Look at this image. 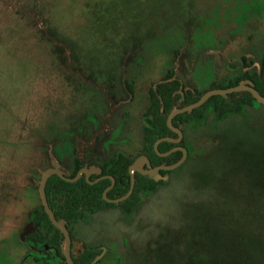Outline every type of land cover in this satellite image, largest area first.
Returning <instances> with one entry per match:
<instances>
[{"label": "rangeland", "instance_id": "374dc122", "mask_svg": "<svg viewBox=\"0 0 264 264\" xmlns=\"http://www.w3.org/2000/svg\"><path fill=\"white\" fill-rule=\"evenodd\" d=\"M92 2L97 6L103 4L101 0ZM109 2L110 5L113 3V10H117L121 2L127 9L123 15L138 17L134 25L139 29L146 24L156 26L167 15L176 18L181 12L192 13L199 9L205 11V15L197 29L217 26L219 13L232 2L230 7L234 4L237 31L243 28L246 18L248 20L242 35L236 31L229 33L234 23L228 20L227 27L222 26L215 35L218 44L212 46L222 47L224 54L220 55L218 49L204 55L215 60L218 77L228 72L225 61L234 67L241 54L251 51L258 56L264 47V0ZM219 5L224 9H219ZM87 8L90 11L85 13ZM92 8L90 0H0V176L5 167L22 170L18 174L21 182L15 193L17 200L12 206L15 213L21 208L26 212L39 202L37 192L30 186H23V176L29 177L27 165L31 153L25 141L33 127V142L36 143L33 172L38 176L50 163L48 158L51 160L49 155L47 157L50 146L40 131L51 121L53 109L58 108V99L62 101L58 95L62 94L63 77L58 72L53 76L50 74L48 61L54 52L51 54L45 47L39 28L46 29V25L58 36L77 37L86 28V15L94 14ZM105 12L114 14L113 11ZM116 15V18H122L119 12ZM117 24L120 26L119 22ZM128 24H133L132 19ZM205 28L201 37L196 38L197 42L209 38L211 30ZM64 51L67 55L68 50ZM155 52L149 59L145 58L138 69L130 70L135 77L138 74L134 77L135 93L128 102L133 138V147L129 151L133 153L140 143L138 118L145 104L149 80L156 79L161 68L169 66L168 51ZM252 53L250 56L254 59ZM61 55L60 59L52 57L50 61L54 65L62 62L64 55ZM56 67L60 68L59 65ZM150 74L154 77H149ZM63 109L64 104L60 111ZM186 135L190 148L187 161L169 174L153 193L143 197L129 220L117 210L102 212L89 216L85 221L90 225L89 229L79 226L84 230L78 231L77 226L76 233L83 234L86 241L91 237L93 240L97 233L99 237H113L120 244L125 237L127 245L120 248L126 255L122 264H231L229 205L245 196L252 186L260 185L264 178V106H246L242 113L222 120L211 113L187 127ZM11 174L13 172L3 175L7 180ZM3 187L9 188L8 181ZM6 191L1 193L0 214L9 217L14 209H10V194ZM3 220H0V264H18L24 248L14 240L15 220L12 216ZM87 234L90 235L85 236Z\"/></svg>", "mask_w": 264, "mask_h": 264}, {"label": "flooded vegetation", "instance_id": "af4514ba", "mask_svg": "<svg viewBox=\"0 0 264 264\" xmlns=\"http://www.w3.org/2000/svg\"><path fill=\"white\" fill-rule=\"evenodd\" d=\"M231 3L229 2L225 10L219 13L217 20L220 21H216L217 26L213 24L197 29L205 15L202 9L192 13L181 12L176 18L167 15L160 19L156 26L146 24L142 29L134 24L119 26L122 32L131 30L133 36L126 38L125 42L112 44L115 54L113 58L106 57L107 53L101 52L99 47H91L92 44L80 35L77 37L64 35L60 38L52 31L62 39L59 41L58 37L49 34L46 25V29L39 28L45 47L51 54L54 52L53 58L60 59L61 53L65 54V49L68 53L64 55L62 62L55 63L60 68L50 61L52 57L48 61L50 74L53 76L58 72L63 77L60 84L62 94L58 95L62 101L57 98L58 101L55 103L58 108L53 109L51 121L40 131L46 136L50 146L47 157L50 156L51 160L48 158L50 163L38 176L33 172L36 160L33 127L30 137L25 141V146L31 153L28 155L27 165L29 177L23 176V186H30L37 192L38 205L26 212L21 208L15 213L12 206L17 200L15 193L21 182L18 174L22 173V170H19L20 167L12 169L5 167L4 173L0 176L2 190L0 199L3 198L1 193L7 190V194H10L8 202L10 209H14L9 214L15 220L14 240L24 248L18 258V264H69L68 258L73 264H122L125 254L120 248L127 245L125 237L123 244H120L113 237H99L96 233L97 237L94 236L93 240L91 237L86 241L81 236L83 234L76 233V227L84 226L89 229L90 225L85 222L89 216L113 210H117L119 215L129 220L143 197L153 193L165 182L169 174L187 161L190 148L186 128L197 122L200 113H204L205 118L213 113L211 106L195 112L194 110L215 95L208 97L203 104L190 111L179 109L197 102L209 90L227 89L240 83L251 84L255 88L251 77L255 75L260 77L262 73L264 47L258 56L251 51L241 54L234 67L225 61L228 72L221 77H218L215 60L204 56L211 50L218 49L220 55L224 54L221 52L222 47L212 46L218 44L215 35L222 26L227 27L228 20L234 23L233 30L230 32L229 29V33L236 31L240 35L243 34L248 19L246 18L243 28L237 31L234 4L230 7ZM218 8L222 9L223 6L219 5ZM224 13L226 16H223ZM232 14L233 18L230 17ZM204 28L211 30L208 34L210 41L205 39L197 42L196 38L204 33ZM48 44L52 45L51 48ZM90 47L95 48L93 52L88 50ZM164 49L170 56L167 61L169 66L161 68L156 79L149 80L150 84L148 83L144 95L145 104L138 118L141 130L138 139L140 143L133 153L129 151L133 147V138L128 102L135 93V75L130 70L138 69L145 58L149 59L153 51L156 53V50L159 54L163 53ZM251 53L255 56L254 59L251 58ZM152 75L149 77H154ZM242 92L249 91H233L223 97L228 98L232 93ZM63 104L64 109L61 112ZM261 105L263 104L258 103V106ZM174 110L179 111L173 115L169 125L167 119ZM164 116L165 120L162 121L161 117ZM164 125L167 130H164ZM150 130L155 132L152 150L160 157L159 160L154 158L149 147ZM178 132L181 134L180 138ZM162 143H167L168 146L161 148ZM182 148L186 149L185 160L179 166L168 169V166L182 157ZM174 155L178 156L174 160H169ZM21 157L25 158L24 155ZM138 158H141L142 162L130 173L131 165ZM47 169L57 171L50 174L45 181L44 191L48 206L49 199L54 200L51 196L47 198L48 180L59 178L66 182L62 187L64 199H56L57 205L54 207L57 217L55 214L54 216L57 220L64 221L70 237L67 245L62 231L50 220L39 193L42 173ZM149 170L153 171L157 179L149 176ZM11 172L12 177L6 180L3 174ZM149 179L154 182L153 186ZM6 181L9 183L8 189L3 187ZM127 193L129 194L124 197ZM44 213L52 226L49 225ZM4 216L5 213L0 214V220L4 218L3 222L5 218L11 217ZM80 227L78 231L84 230Z\"/></svg>", "mask_w": 264, "mask_h": 264}, {"label": "trees", "instance_id": "16d2710c", "mask_svg": "<svg viewBox=\"0 0 264 264\" xmlns=\"http://www.w3.org/2000/svg\"><path fill=\"white\" fill-rule=\"evenodd\" d=\"M92 1L99 0H90V3L94 6L92 10L95 12L93 15H86V28L78 35L90 42L92 44V46L90 45L91 47H99L101 52H106V57L113 58L115 54L112 44L115 42H125L126 38H131L133 36L131 30L122 32L117 23L119 22L120 26H131V24H128L130 19H132L134 24L139 18L136 16L131 18V15L128 14L123 15L127 9L122 6L121 2V6H118L117 10H113V3L110 5L109 0H101L103 3L102 6H97ZM87 11L90 10L87 8L85 13ZM105 11H113L114 14H109ZM118 12L122 14V18H116V13ZM49 32L50 35H55L51 30H49ZM62 36L64 35L60 34L59 37L62 38ZM59 37L58 40L62 41ZM91 47L88 50L93 52L95 48ZM262 61V73L260 77L255 75L251 77V80L258 93L264 97V56L262 57ZM206 106H211L213 108V114L215 118L219 120L225 119L233 114L242 113L246 106L259 107L258 103L249 92L232 93L228 98L220 95L212 96L201 107L195 109L194 112ZM198 118H205V114L200 113ZM161 120L164 121L165 116L163 118L161 117ZM164 130H167L165 125ZM154 133V131L150 130L149 147L154 158L159 160L160 157L152 150V144L155 139ZM167 146V143H162L160 145L161 148H166ZM177 156L178 155H174L169 160H174ZM149 181L151 185L154 183L151 179H149ZM64 184H66V182L62 179L57 178L54 180V178H50L46 185L47 198H50V196L54 198V200L49 199V206L56 217L57 211L54 206L57 205V198L61 200L64 199L62 188ZM151 190H153V188ZM44 215L47 219L45 213ZM229 219L230 235L233 245L231 264H264V178L260 185L252 186L245 196L239 197L233 204L229 205ZM47 221L49 225L52 226L48 219Z\"/></svg>", "mask_w": 264, "mask_h": 264}, {"label": "water", "instance_id": "95a60500", "mask_svg": "<svg viewBox=\"0 0 264 264\" xmlns=\"http://www.w3.org/2000/svg\"><path fill=\"white\" fill-rule=\"evenodd\" d=\"M239 90H247L251 93L252 97L255 99V101L259 104H263L264 105V97H262L258 91L253 88V86L251 84H245V83H240L234 87H231V88H227V89H213V90H209L208 92H206L203 96H201V98L193 103L192 105L188 106V107H185L183 109H179V110H191L195 107H198L200 106L201 104H203L207 99L208 97L212 96V95H222V96H225L227 93H230V92H233V91H239ZM179 110H174L172 111L169 116H168V124L170 125V121H171V118L173 117L174 114H176ZM179 134V138L181 136L180 132H178ZM158 142V141H157ZM157 142L155 143V149L157 151ZM182 151H183V155L182 157L177 161L175 162L174 164L168 166L167 168L168 169H172V168H175L177 166H179L184 160H185V157H186V149L185 148H182ZM141 158H138L137 160H135V162L131 165L130 167V173L132 172V169H137V166L141 163ZM54 172H57L56 169H47L45 170L43 173H42V178L40 180V183H39V193H40V196H41V200H42V204L50 218V220L52 221V223L58 227L62 233L64 234L65 236V244H69L70 242V237H69V234H68V231L67 229L65 228L64 226V221L63 220H57L54 216V213L53 211L49 208L48 204H47V200H46V196H45V191H44V186H45V181H46V178L54 173ZM149 173V176L150 177H153L155 179H157L156 176H154L153 174V171L152 170H149L148 171ZM129 193H127L124 197H126ZM68 261H69V264H73L71 262V260L68 258Z\"/></svg>", "mask_w": 264, "mask_h": 264}]
</instances>
